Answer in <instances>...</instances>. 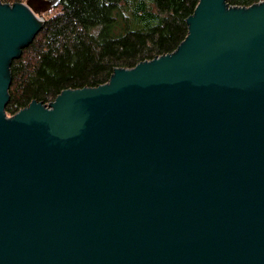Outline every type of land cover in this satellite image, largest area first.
<instances>
[{
	"label": "water",
	"instance_id": "1",
	"mask_svg": "<svg viewBox=\"0 0 264 264\" xmlns=\"http://www.w3.org/2000/svg\"><path fill=\"white\" fill-rule=\"evenodd\" d=\"M61 1L0 0V264H264V1L200 0L175 52L10 116Z\"/></svg>",
	"mask_w": 264,
	"mask_h": 264
},
{
	"label": "trees",
	"instance_id": "2",
	"mask_svg": "<svg viewBox=\"0 0 264 264\" xmlns=\"http://www.w3.org/2000/svg\"><path fill=\"white\" fill-rule=\"evenodd\" d=\"M15 4L27 0H3ZM263 0H226L250 6ZM200 0H62L42 14L34 39L10 64L6 107L14 115L33 100L48 105L66 89L107 83L116 68L171 54L187 37Z\"/></svg>",
	"mask_w": 264,
	"mask_h": 264
},
{
	"label": "built area",
	"instance_id": "3",
	"mask_svg": "<svg viewBox=\"0 0 264 264\" xmlns=\"http://www.w3.org/2000/svg\"><path fill=\"white\" fill-rule=\"evenodd\" d=\"M264 1V0H263ZM261 2V1H260ZM260 2H258V3H260ZM253 5V4H252ZM233 6H236V5H233ZM251 6V5H250ZM241 7H243V6H241ZM246 7H249V6H246ZM42 20H43V18H41Z\"/></svg>",
	"mask_w": 264,
	"mask_h": 264
}]
</instances>
